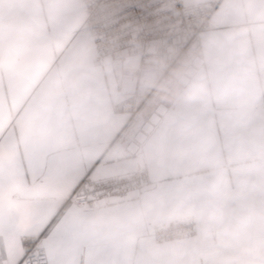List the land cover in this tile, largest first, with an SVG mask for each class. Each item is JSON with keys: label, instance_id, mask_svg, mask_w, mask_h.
<instances>
[{"label": "crops", "instance_id": "crops-1", "mask_svg": "<svg viewBox=\"0 0 264 264\" xmlns=\"http://www.w3.org/2000/svg\"><path fill=\"white\" fill-rule=\"evenodd\" d=\"M182 1L215 3L204 67L177 84L187 44L142 93L116 59L93 66L82 0H0V264H25L27 236L50 264H264V0ZM161 100L167 114L128 155ZM141 167L150 184L123 201L73 200L86 176ZM187 216L196 236L156 241Z\"/></svg>", "mask_w": 264, "mask_h": 264}, {"label": "built area", "instance_id": "built-area-1", "mask_svg": "<svg viewBox=\"0 0 264 264\" xmlns=\"http://www.w3.org/2000/svg\"><path fill=\"white\" fill-rule=\"evenodd\" d=\"M85 8L83 29L90 37L94 55L92 64L103 67L112 58L121 64L124 81L138 82V90L149 93L161 77L162 68L175 62L187 44L192 54L176 77L185 88L204 67L205 59L197 39L211 28L215 3H185L182 0H82ZM137 56L138 65L123 64L122 52ZM129 108L124 104L122 109ZM169 106L157 101L125 144L130 156H136L155 127L167 114ZM136 112V109L133 111ZM146 167L108 176L83 178L73 200L80 205L123 201L150 184ZM198 233L193 217L171 221L157 227V242L191 238ZM25 264H50L47 249L38 237L24 238Z\"/></svg>", "mask_w": 264, "mask_h": 264}, {"label": "snow or ice", "instance_id": "snow-or-ice-1", "mask_svg": "<svg viewBox=\"0 0 264 264\" xmlns=\"http://www.w3.org/2000/svg\"><path fill=\"white\" fill-rule=\"evenodd\" d=\"M44 233L42 232L41 235H43Z\"/></svg>", "mask_w": 264, "mask_h": 264}]
</instances>
